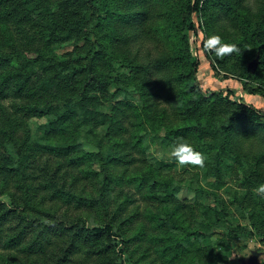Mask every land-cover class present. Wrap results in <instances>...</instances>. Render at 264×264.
I'll use <instances>...</instances> for the list:
<instances>
[{
    "label": "trees",
    "instance_id": "16d2710c",
    "mask_svg": "<svg viewBox=\"0 0 264 264\" xmlns=\"http://www.w3.org/2000/svg\"><path fill=\"white\" fill-rule=\"evenodd\" d=\"M214 34L240 53L207 52ZM196 49L215 71L230 68L225 80L239 73L240 99L233 87L204 90ZM250 95L264 98V0H0V264H236L211 234L227 204L182 200L175 160L147 150L182 138L203 153L213 180L197 172L199 199L225 186L234 157L245 191L232 194L264 228L253 192L264 184V108ZM32 118L45 119L36 132Z\"/></svg>",
    "mask_w": 264,
    "mask_h": 264
},
{
    "label": "rangeland",
    "instance_id": "374dc122",
    "mask_svg": "<svg viewBox=\"0 0 264 264\" xmlns=\"http://www.w3.org/2000/svg\"><path fill=\"white\" fill-rule=\"evenodd\" d=\"M200 23L202 24V26L205 24L204 17H201ZM207 37L208 36H206L205 39ZM192 38L195 39L197 42L199 41V38L196 36H193ZM72 51H74V47L70 45H67L64 50V52H72ZM195 54L199 56V59L202 62L198 77L204 90L206 92L209 91L214 92L227 87H233L237 89L236 94L238 95V99H240L241 82L240 79L237 78L239 77V73L236 72L232 74L236 77L235 81L225 80L224 79L225 75L228 74L231 75L229 67L218 65L217 71H215L213 69V66L209 62H207L204 54H202L198 49L195 50ZM114 66L116 67L117 71H123V72L129 71L127 68L123 67L122 62H115ZM252 82L253 80L250 79L247 80V83L250 85L252 84ZM130 91L133 95L137 97V100L139 101L140 97L138 96L136 91L133 88H130ZM117 99L118 100L122 99V95L120 92L117 95ZM247 103L253 104L256 107L264 108V98L258 95L248 96ZM107 108L110 112L113 109L111 104H107ZM43 122H45V119L32 118L30 121V126L33 128L34 132H36L37 126ZM82 145L87 150H96V148L93 145H91L89 142H87V140L85 139H83ZM3 151L5 150H3V146L0 145V154H2ZM147 157L152 159L170 161V162L174 161V159L170 157L169 152H166L165 149H163L159 144L155 142L150 144L149 149L147 150ZM227 162L233 166V170L231 174H229L225 179V186L221 189L208 187V190L213 192V194L210 193L209 196L200 197V199L198 198L196 192L192 188V185L196 180L194 177L197 175V172L200 173V176L202 178L200 179V182L204 186L207 185L204 182V179H208V180H213V179L207 178L205 169L196 170L191 167H186V168L178 167V169L174 171V173H177L179 176L178 178L183 180V189L180 192V198L182 200L185 199L191 202L199 201L200 203H207L212 206L219 207L220 210L223 209V203L227 204L231 213L224 221V224H221L219 227H215L211 232L213 236V240L216 241V243L219 242H224V244L226 243L227 248L224 249L223 247H218L216 244V250L224 253V255H226L228 258L235 261L236 264H242V261H247L252 256L253 251H259L262 253L259 260L261 263H264V234L261 233L259 230V228H261L264 232V228L262 227V224H259L258 226L259 228L254 227L250 219L252 215L251 209L245 208L241 206L239 203H237L235 201L234 194H232L235 191L237 193H242V191H245V188L242 189L241 183L239 182V179L243 177L244 172L240 168V166L236 163L234 157L228 158ZM87 186L88 183L85 182L84 187ZM131 192L135 193V189H131ZM1 199H3L8 203L11 202V198L8 195H2ZM139 203H141V199ZM259 209L260 207H258V210ZM78 211L80 210L73 207L71 208L69 213L73 218H76V216L79 215ZM9 229L11 232H13L12 228ZM30 238L31 236L28 237V239ZM203 242L205 245H208L209 243L208 239L204 240ZM224 264H229V263H224Z\"/></svg>",
    "mask_w": 264,
    "mask_h": 264
},
{
    "label": "clouds",
    "instance_id": "9594fccd",
    "mask_svg": "<svg viewBox=\"0 0 264 264\" xmlns=\"http://www.w3.org/2000/svg\"><path fill=\"white\" fill-rule=\"evenodd\" d=\"M204 49L214 54L219 59L239 54L240 49L234 43H226L220 35L208 36L203 44ZM164 104V103H161ZM169 155L173 158L178 167L203 168L206 157L203 153L196 151L193 146L182 138L169 145ZM256 196L264 199V184L253 189Z\"/></svg>",
    "mask_w": 264,
    "mask_h": 264
},
{
    "label": "water",
    "instance_id": "95a60500",
    "mask_svg": "<svg viewBox=\"0 0 264 264\" xmlns=\"http://www.w3.org/2000/svg\"><path fill=\"white\" fill-rule=\"evenodd\" d=\"M259 62H260V55L258 54L257 57L248 64V70L251 73H255L258 68ZM261 255H262L261 252L253 251L252 256L247 261H242V264H261L259 260Z\"/></svg>",
    "mask_w": 264,
    "mask_h": 264
}]
</instances>
